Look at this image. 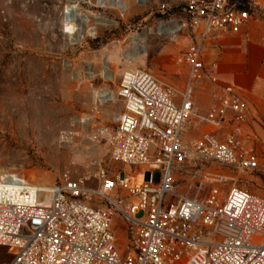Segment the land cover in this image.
Masks as SVG:
<instances>
[{
    "label": "built area",
    "instance_id": "built-area-1",
    "mask_svg": "<svg viewBox=\"0 0 264 264\" xmlns=\"http://www.w3.org/2000/svg\"><path fill=\"white\" fill-rule=\"evenodd\" d=\"M260 2L171 5V32L191 40L178 57L190 79L178 94L145 68L121 73L123 110L110 147L120 166L100 169L96 183L67 171L50 184L0 173V244L13 249L3 264H264V195L227 180L231 168L263 166L264 137L249 125V101L235 84L213 87L205 110L194 93L199 80L216 81L206 72L207 40L239 33ZM183 165L201 169L203 193L178 194ZM122 229L130 242L124 253Z\"/></svg>",
    "mask_w": 264,
    "mask_h": 264
},
{
    "label": "rangeland",
    "instance_id": "rangeland-1",
    "mask_svg": "<svg viewBox=\"0 0 264 264\" xmlns=\"http://www.w3.org/2000/svg\"><path fill=\"white\" fill-rule=\"evenodd\" d=\"M122 1L124 8L101 0H0V173L15 171L50 184L67 171L96 183L100 169L120 166L110 147L123 110L117 94L121 73L145 68L178 94L190 79L188 66L178 60L190 38L159 29L172 25L171 5L181 0ZM161 3L168 6L161 10ZM72 6L74 19L67 14ZM258 14L264 16V9ZM143 33L144 51L127 56ZM202 50L208 55L211 49ZM206 72L212 75L213 66L207 64ZM205 79L194 90L201 110L212 99L211 89L228 83L216 78L209 85ZM101 90L110 96L100 98ZM248 123L264 137V113L250 112ZM257 147L264 156V142ZM230 171L229 183L264 195V163L255 171ZM175 180L178 194L206 189L201 169L180 166ZM118 243L122 253L129 249L123 229ZM12 255L13 249L0 244V264Z\"/></svg>",
    "mask_w": 264,
    "mask_h": 264
},
{
    "label": "crops",
    "instance_id": "crops-1",
    "mask_svg": "<svg viewBox=\"0 0 264 264\" xmlns=\"http://www.w3.org/2000/svg\"><path fill=\"white\" fill-rule=\"evenodd\" d=\"M263 9L261 0L255 17L239 33L210 37L205 46L211 50L204 56L215 78L243 89L250 112L257 114L264 113V16L258 14ZM205 82L212 85L213 80L207 76Z\"/></svg>",
    "mask_w": 264,
    "mask_h": 264
},
{
    "label": "bare ground",
    "instance_id": "bare-ground-1",
    "mask_svg": "<svg viewBox=\"0 0 264 264\" xmlns=\"http://www.w3.org/2000/svg\"><path fill=\"white\" fill-rule=\"evenodd\" d=\"M101 2H102L103 4L106 2V3H107L108 5H110V6H113V7H119V8H124V7L127 6V3L123 2L122 0H101ZM67 14H71L72 19H74V17H76V15H77V13H76V6H72V7H71V10H69V11L67 12ZM77 22H78V21H77ZM77 22H76V23H77ZM163 24H164V23L160 24V26H159V29H160V30H161V29H165V30H167V31H171V30H172V29L170 28V26L163 27ZM79 30H80V29H79ZM81 30H82V29H81ZM143 35H144V33L141 34V35L138 37V39H136V40L134 41L135 49H134L133 51L127 53V56H132V55H135V54H137V53H140V52H143V51H144V49H145V43H142ZM137 56H138V55H137ZM105 65H106L105 68H108V66H107V65H108V61H105ZM98 96H99L100 98H102V97H109L110 94H109V92H107L106 90H101V91L98 92Z\"/></svg>",
    "mask_w": 264,
    "mask_h": 264
}]
</instances>
